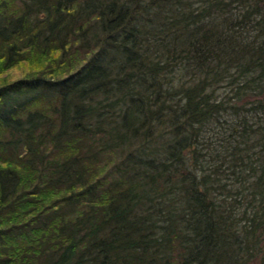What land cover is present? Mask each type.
<instances>
[{
    "label": "trees",
    "instance_id": "trees-1",
    "mask_svg": "<svg viewBox=\"0 0 264 264\" xmlns=\"http://www.w3.org/2000/svg\"><path fill=\"white\" fill-rule=\"evenodd\" d=\"M0 264H264V0H0Z\"/></svg>",
    "mask_w": 264,
    "mask_h": 264
},
{
    "label": "rangeland",
    "instance_id": "rangeland-1",
    "mask_svg": "<svg viewBox=\"0 0 264 264\" xmlns=\"http://www.w3.org/2000/svg\"><path fill=\"white\" fill-rule=\"evenodd\" d=\"M11 75H12V77L17 76V75H19V72L17 70H15V71H13V73Z\"/></svg>",
    "mask_w": 264,
    "mask_h": 264
}]
</instances>
